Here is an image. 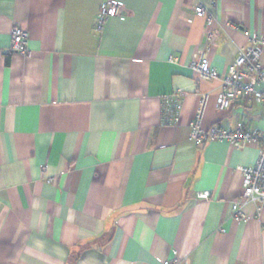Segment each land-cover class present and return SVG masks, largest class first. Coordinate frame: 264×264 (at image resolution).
<instances>
[{"label":"crops","instance_id":"crops-1","mask_svg":"<svg viewBox=\"0 0 264 264\" xmlns=\"http://www.w3.org/2000/svg\"><path fill=\"white\" fill-rule=\"evenodd\" d=\"M103 1L0 0V264H264V202L240 200L262 144L189 141L202 94L205 128L264 130L253 97L218 110L220 82L191 68L226 73L264 0H113L125 16L97 33ZM15 26L26 56L8 53Z\"/></svg>","mask_w":264,"mask_h":264},{"label":"built area","instance_id":"built-area-1","mask_svg":"<svg viewBox=\"0 0 264 264\" xmlns=\"http://www.w3.org/2000/svg\"><path fill=\"white\" fill-rule=\"evenodd\" d=\"M219 0H210L212 6L217 5ZM197 15L205 18L208 25L206 32L207 42L214 44L217 32L215 29L217 18L201 3L194 6ZM125 11L120 2L104 0L97 12L92 29L100 33L107 19L111 17H123ZM27 33L20 27H13L11 30V44L8 53H20L28 55L26 47ZM191 68L206 80H217L222 86L216 102L218 110H227L234 104L244 102L253 97L260 105L264 114V34L249 38L246 45L238 48L237 55L227 72L220 74L213 67H210L206 60L191 63ZM207 94L198 97L197 110L190 122L189 141L195 146H201L214 140H226L235 148H243L251 141L260 142L258 156L251 165L241 167L242 173V194L241 201H263L264 202V130H258L243 124L234 128L213 124L205 128L202 124L203 113L207 103ZM164 108L168 111L170 120L177 122L179 119L182 104L179 95L171 94L166 96ZM200 198H208V192L198 194ZM234 218L245 219V215L236 203L231 204ZM163 264H179L177 258L165 260Z\"/></svg>","mask_w":264,"mask_h":264}]
</instances>
